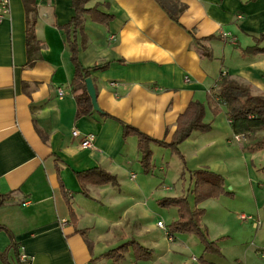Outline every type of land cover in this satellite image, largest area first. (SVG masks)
<instances>
[{
  "label": "crops",
  "instance_id": "0c3cea01",
  "mask_svg": "<svg viewBox=\"0 0 264 264\" xmlns=\"http://www.w3.org/2000/svg\"><path fill=\"white\" fill-rule=\"evenodd\" d=\"M163 1L178 13L177 22L155 0L86 4L113 17L106 24L86 18L75 35L82 67L108 65L90 79L98 107L109 118L93 111L79 119L69 86L74 66L61 29L74 14L71 0H32L39 50L28 66L24 0L10 2L0 21V195L18 192L24 201L0 208V226L8 231L0 230V253L15 242L20 258L30 264H161V253L154 252L141 261L130 252L117 263L97 259L130 239L150 249L143 217H138L144 214H133L142 188L134 184L130 193L123 189L125 177L132 181L139 153L137 139H124L121 124L168 143L178 117L191 102L205 104L222 78L264 96V52L243 54L253 37L264 33V0ZM195 39H203L210 58L202 55ZM87 134L95 135L90 150L80 146ZM201 135L193 133L181 143L180 153L188 143L203 140ZM158 148L151 146L152 153ZM92 168L114 175L118 185L82 188L75 173ZM6 258L15 263L12 250Z\"/></svg>",
  "mask_w": 264,
  "mask_h": 264
},
{
  "label": "rangeland",
  "instance_id": "374dc122",
  "mask_svg": "<svg viewBox=\"0 0 264 264\" xmlns=\"http://www.w3.org/2000/svg\"><path fill=\"white\" fill-rule=\"evenodd\" d=\"M203 108L202 123L210 126L201 135L204 139L197 145L188 143L181 152L182 159L168 149L158 148L152 154L151 173L145 174L137 163L132 172L135 179L128 182L125 177L123 189L130 193L134 184L142 188V200L133 214H144L138 217H143L145 238L150 239L147 245L153 249L152 255L161 253V264H264V149L248 150L264 139V132L236 141L224 108L219 106L214 113V106L206 101ZM199 169L222 176L224 192L195 205L189 193L190 174ZM180 196H186L191 207L205 211L200 225L217 252H204L202 242L194 234H175L174 240L169 241L165 231L158 228L160 222L168 230L177 219V211L175 207H160L156 202Z\"/></svg>",
  "mask_w": 264,
  "mask_h": 264
},
{
  "label": "trees",
  "instance_id": "16d2710c",
  "mask_svg": "<svg viewBox=\"0 0 264 264\" xmlns=\"http://www.w3.org/2000/svg\"><path fill=\"white\" fill-rule=\"evenodd\" d=\"M90 0H71V8L74 12L70 23L61 28L65 34V41L70 52L71 62L74 66L73 77L70 81L71 92L74 95L76 111L75 118L88 117L93 113L90 98L86 91L85 79L90 78L91 73L107 68V64L95 65L90 68L81 66L78 60V45L75 39L77 32H82L84 20L87 18L99 24L110 22L113 17L109 14L99 11L96 7L86 8V4ZM163 9H165L170 18L177 22L178 13L169 11L163 0H155ZM25 10L27 14L26 27V56L27 66L31 65L38 58L39 43L34 34V9L32 0H24ZM30 15V16H29ZM208 39V38H207ZM264 40V33L257 37H253V45L246 47L243 50L244 55H257L264 52V47H260V43ZM196 43L202 48V55L205 58H210V52L202 45L203 39H195ZM207 103L214 106V113L218 112V107L222 106L225 110V115L229 120L230 127L234 136L247 138L252 134L264 132V97L252 95L249 89L240 85L236 81L228 78H222L216 88H214L207 96ZM103 118H109L108 115L99 112ZM204 116L203 105L197 102H191L185 112L177 119V125L170 142L155 140L149 136L139 132L128 124L122 123L123 138L134 136L137 139V150L139 153V164L144 173H151L152 165V150L151 146H158L170 150L172 153L182 155L179 150V145L187 140L193 133H206L210 130V126L202 123ZM246 149V148H245ZM264 149V139L258 140L252 144L248 150L258 151ZM192 187L189 190L194 204H198L208 198L216 197L224 192L223 177L217 173L206 169L193 171L191 174ZM75 177L82 188L87 185L117 186V178L107 173L100 168H92L85 171L75 173ZM59 186L63 197L66 199V207L69 215V220L72 225L77 222L76 216L71 208L69 198H67L62 182L59 179ZM24 198L20 197L18 192H12L5 195H0V208L16 206L23 203ZM160 207H175L177 211V219L171 223L167 235L173 239L175 234H194L204 246V252H217L215 244L207 240V233L201 227V220L204 217L205 211L196 206L191 207L186 196L174 198H162L157 202ZM0 230L8 233L4 226H0ZM77 233L85 234V231L76 230ZM12 250L14 255V264H30L29 260H22L18 245L11 242L9 248L0 253V262L9 264L6 255ZM132 253L137 261L148 260L152 257V250L144 247L135 239H130L121 243L117 247L110 249L97 259H104L117 263L125 258L128 253ZM202 264H205L202 263Z\"/></svg>",
  "mask_w": 264,
  "mask_h": 264
},
{
  "label": "built area",
  "instance_id": "2783aa9c",
  "mask_svg": "<svg viewBox=\"0 0 264 264\" xmlns=\"http://www.w3.org/2000/svg\"><path fill=\"white\" fill-rule=\"evenodd\" d=\"M12 0H0V21L8 15L9 13V4ZM229 35L227 34H223L222 37L223 38H227ZM222 76H224V74L222 73ZM58 93H59V96H61L62 94V91L61 90H58ZM72 135L74 137H78L79 136V133L76 131V130H73L72 131ZM234 139L236 141H240V136H235ZM94 142H95V135L94 134H87L86 136H84V138L81 140V143H80V146L82 149H93L94 148ZM131 178L133 179L134 178V175H131ZM241 218H244L243 216H241ZM65 223V222H63ZM157 226L164 230L165 233H166V237L168 238L169 241H172V238L169 237L167 235V232H166V228L164 227V225L160 222L157 223ZM22 260H24L22 258Z\"/></svg>",
  "mask_w": 264,
  "mask_h": 264
},
{
  "label": "water",
  "instance_id": "95a60500",
  "mask_svg": "<svg viewBox=\"0 0 264 264\" xmlns=\"http://www.w3.org/2000/svg\"><path fill=\"white\" fill-rule=\"evenodd\" d=\"M85 85H86L87 94L91 101L93 111L100 112V109L97 104L96 92H95L92 80L90 78L85 79Z\"/></svg>",
  "mask_w": 264,
  "mask_h": 264
}]
</instances>
